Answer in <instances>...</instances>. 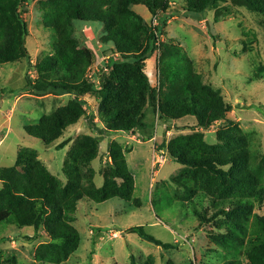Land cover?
<instances>
[{
  "label": "rangeland",
  "instance_id": "rangeland-1",
  "mask_svg": "<svg viewBox=\"0 0 264 264\" xmlns=\"http://www.w3.org/2000/svg\"><path fill=\"white\" fill-rule=\"evenodd\" d=\"M169 10L165 27L158 35L159 42L179 48L186 55L203 82L218 92L231 111L225 121L215 122L207 131L195 129V120L162 124L151 106L144 108L145 132L134 135H104L99 155L88 167H80L84 176L91 173L95 188L103 186L102 173L108 166V142L118 143L124 151L134 187L131 201L118 198L94 203L85 199L76 205L73 223L79 234L77 250L61 264H223L229 255L210 233H217L214 222H201L195 215L207 206L209 199L218 201L236 196L234 177L248 173L253 189L264 183V27L261 17L238 8L225 0L217 16L214 11L191 16L183 11L182 0H168ZM147 25H156L147 10L133 8ZM23 11V10H22ZM41 0H28L23 11L28 36L25 47L30 59L14 64H0V171L15 168L18 155L26 150L41 163L60 184L70 149L77 140L97 135L85 120L68 127L46 148L44 144L24 132V127L36 125L44 115L65 108L73 95L38 94L24 89L25 77L35 79V64L49 52L52 34L43 29ZM96 23H76L74 38L80 47L94 55L86 79L101 85L110 69L106 66L113 54H103ZM130 61V60H128ZM159 54L152 52L143 63V72L151 88L157 92L159 83ZM83 110L99 128V97L78 99ZM202 136L207 151L212 155L240 154L234 166L220 168L226 176L214 182L202 183L189 177L193 196L187 198L185 188L178 185V176H187L190 169L173 162L166 152V144L179 135ZM230 142L226 144L223 137ZM69 140L63 149L55 145ZM27 152V153H28ZM188 178V176H187ZM197 180V181H196ZM196 181V182H194ZM81 184H85L84 180ZM199 187L205 188L204 192ZM2 186L0 183V190ZM207 219L212 210L208 208ZM257 213H262L258 211ZM224 219V218H223ZM143 226L147 234L170 249L156 247L130 234L129 229ZM39 236V238H36ZM50 242L43 228L19 229L12 223L0 224V264H32L38 246Z\"/></svg>",
  "mask_w": 264,
  "mask_h": 264
},
{
  "label": "trees",
  "instance_id": "trees-1",
  "mask_svg": "<svg viewBox=\"0 0 264 264\" xmlns=\"http://www.w3.org/2000/svg\"><path fill=\"white\" fill-rule=\"evenodd\" d=\"M27 1L0 0V64L30 59L25 47L28 30L22 16ZM182 2L183 11L195 17L208 11H214L217 16L226 3L225 0ZM41 4L43 29L52 34V40L49 52L35 64V79L25 77L24 89L38 94H70L74 98L65 108L44 115L38 124L23 130L46 148L53 146L80 119L97 135L87 136L84 141L78 139L70 149L63 168L65 184L53 178L26 150L18 155L15 168L0 171V224L12 223L19 229L42 227L50 242L38 246L32 264H61L79 244V234L72 225L78 203L85 199L94 203L113 198L131 201L133 175L124 151L114 141L108 142L110 162L102 173V188H95L91 173L83 178L80 167H88L97 158L102 136L147 131L150 127L145 122L147 105L162 124L193 118L195 129L202 131L209 130L215 122L225 121L231 106L203 82L191 60L179 48L159 42L158 35L165 27L170 8L168 0H41ZM231 4L260 16L264 27V0H232ZM139 5L156 19V25H147L134 11ZM76 23L101 26L98 34L101 52H113L106 64L110 72L99 86L86 79V71L95 57L74 38ZM155 50L159 54L157 92L151 88L142 66ZM86 96L100 98L97 113L102 128L82 109L84 103L78 99ZM222 137L226 144L230 142L226 136ZM68 142L55 145V150L63 149ZM165 146L173 162L190 169L186 173L188 178L183 174L176 179L185 188L187 198L194 195L188 184L189 177L202 183L222 180L226 172L220 168L234 166L241 157L233 152L210 154L199 134L179 135ZM83 180L85 184H81ZM233 180V186L240 193L218 201L209 199L207 207L195 215L201 222H214L218 231L210 235L220 240V246L229 255L223 264H264V183L253 189L248 173ZM199 188L204 192L205 188ZM208 208L212 213L207 219ZM129 232L156 247L171 248L170 244L147 234L143 226L132 227Z\"/></svg>",
  "mask_w": 264,
  "mask_h": 264
},
{
  "label": "built area",
  "instance_id": "built-area-1",
  "mask_svg": "<svg viewBox=\"0 0 264 264\" xmlns=\"http://www.w3.org/2000/svg\"><path fill=\"white\" fill-rule=\"evenodd\" d=\"M152 25H153V23H152ZM154 26V25H153ZM115 56H117V55H115Z\"/></svg>",
  "mask_w": 264,
  "mask_h": 264
}]
</instances>
